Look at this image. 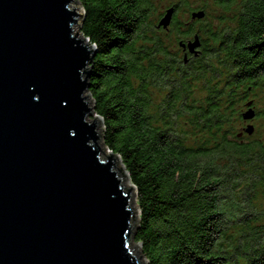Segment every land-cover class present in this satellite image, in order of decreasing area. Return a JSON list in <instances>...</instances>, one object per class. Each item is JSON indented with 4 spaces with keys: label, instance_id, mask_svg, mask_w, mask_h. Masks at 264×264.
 <instances>
[{
    "label": "trees",
    "instance_id": "16d2710c",
    "mask_svg": "<svg viewBox=\"0 0 264 264\" xmlns=\"http://www.w3.org/2000/svg\"><path fill=\"white\" fill-rule=\"evenodd\" d=\"M79 1L96 47L89 92L104 143L136 188L147 264H264V212L245 192L246 178H264V145L236 127L245 111L236 105L254 106L250 94L264 88V0H216L237 6L226 29L196 28L194 10L179 20L181 0L156 19L157 0ZM170 7L171 24L159 27ZM196 33L200 55L186 61L179 43Z\"/></svg>",
    "mask_w": 264,
    "mask_h": 264
},
{
    "label": "water",
    "instance_id": "95a60500",
    "mask_svg": "<svg viewBox=\"0 0 264 264\" xmlns=\"http://www.w3.org/2000/svg\"><path fill=\"white\" fill-rule=\"evenodd\" d=\"M84 16L77 0H0V264H142L135 187L121 158L103 152L87 93L96 47L77 35ZM179 44L198 55L202 40Z\"/></svg>",
    "mask_w": 264,
    "mask_h": 264
},
{
    "label": "rangeland",
    "instance_id": "374dc122",
    "mask_svg": "<svg viewBox=\"0 0 264 264\" xmlns=\"http://www.w3.org/2000/svg\"><path fill=\"white\" fill-rule=\"evenodd\" d=\"M77 1L79 2V5H80L82 11L84 12V8H83L82 4L80 3L79 0H77ZM174 1H179V0H157L156 3L154 4L155 11L151 13L150 18L156 19L157 15H159L161 12H163V10H165V8L167 6H169L170 3L174 2ZM185 3H187V4H185ZM180 4L181 5H180V9L178 11L177 17L179 20H183V21H190L191 20V12L193 10H200L203 8L206 10L205 17L200 19L201 21L196 20V22H197L196 28L209 25L212 27V29H216V28L226 29V28H234V26L236 25V17H235V9L237 7L236 5L232 6L231 9L226 10L220 4L216 3V0H186V2H184V0H181ZM82 21H83V19H82ZM81 28H82V24H81V27L79 28L78 33L79 34L81 33L83 36H85L83 34ZM173 49L175 50L176 48L173 47ZM215 65L218 69L221 67V64L217 63V61H216ZM215 73H214V75L216 78H214V84L217 82V78H218L219 83L217 82L218 83L217 87H222L223 83L220 82V78L222 76H221V74L218 75L217 72H215ZM210 74L211 73H209V76H211ZM200 83H202V82L200 81ZM154 91H155L154 94L156 96H160L161 93L157 89H155ZM87 93H90V92L87 91ZM195 95L198 98H200L202 96V91L200 90V87L198 88V90L197 89L195 90ZM249 97L254 100V104H255L254 108L256 109L257 114L254 117V119H251V123L254 124L255 129L252 132V134L246 133L245 141L246 142L261 143L262 145H264V116H263V114H264V88L258 87L254 92H252L250 94ZM90 103H91V105H94V103H95L94 100L92 99V96L90 97ZM243 105L246 107V103ZM236 107L238 109L242 108V111L245 108V107H242V104L241 105L237 104ZM242 126L245 127V124L243 122H237L236 123V127L238 128V130H242ZM103 129H104V124L102 123V125L98 127V130H100V133H101V137L103 136V134H102ZM99 141H101V139ZM101 143L102 144L104 143L103 138H102ZM102 144H101V146H102V148H104L103 152L105 154L110 153L111 150L109 148L105 147L106 146L105 144H103V145ZM256 178L258 180H256ZM246 179H245V192H248L249 189L253 188V190L247 195V199H249L251 201L253 206L259 212H264V178L262 177V175L260 173L257 176L253 175V176L249 177L247 180ZM127 181H125L126 185L132 184V183H130V181H128V184H127ZM245 196H246V194H245ZM133 201H135L134 203H136L135 206H133L134 210H136V212H135V217H134V234H133V238H132V247L133 248L135 247L134 248L135 253H137L138 256L140 255L142 264H147V258L143 254L142 243L135 239V232H136V228H137L138 223H139L138 221H139V216H140V207L138 206V203H137L136 188H134V190H133ZM260 215H262V222L261 223L264 224V215L263 214H260Z\"/></svg>",
    "mask_w": 264,
    "mask_h": 264
},
{
    "label": "flooded vegetation",
    "instance_id": "af4514ba",
    "mask_svg": "<svg viewBox=\"0 0 264 264\" xmlns=\"http://www.w3.org/2000/svg\"><path fill=\"white\" fill-rule=\"evenodd\" d=\"M189 39H191V38H189ZM189 39H186V41L187 40H189ZM199 49H200V47H199ZM182 53H185V55L184 56H186L187 55V57H191V55H194V56H198V55H200V50H199V53H198V55H195L194 53H191V52H189V50H188V48L187 49H182ZM253 106V105H252ZM254 107V106H253ZM246 109L245 110H247L248 109V106L246 105V107H245ZM255 111H256V109H255ZM256 114H257V111H256ZM256 116V115H255ZM254 119V118H253ZM243 123L245 124V128H246V126L248 125V124H250L251 123V120H243ZM253 124V123H252ZM254 125V124H253ZM255 127V126H254ZM242 130H244V126H242ZM246 131H245V136H246Z\"/></svg>",
    "mask_w": 264,
    "mask_h": 264
},
{
    "label": "bare ground",
    "instance_id": "6f19581e",
    "mask_svg": "<svg viewBox=\"0 0 264 264\" xmlns=\"http://www.w3.org/2000/svg\"><path fill=\"white\" fill-rule=\"evenodd\" d=\"M77 35H78V37H79V36L83 37V35H82L81 33H80V34L78 33ZM89 100H90V98H89ZM94 118H95V117H94ZM97 130H98V128H97ZM101 141H102V139H101ZM101 141H99V144L101 143ZM101 144H102V143H101ZM101 144H100V145H101ZM103 144H104V143H103ZM103 144H102V145H103ZM104 146H105V145H104ZM101 147H102V146H101ZM128 181H130V180L128 179ZM128 181H127V184H128ZM130 183H131V182H130ZM135 204H136V203H134L133 206H135ZM133 250H134V249H133ZM134 253H135V251H134ZM135 254L138 256L137 253H135Z\"/></svg>",
    "mask_w": 264,
    "mask_h": 264
}]
</instances>
